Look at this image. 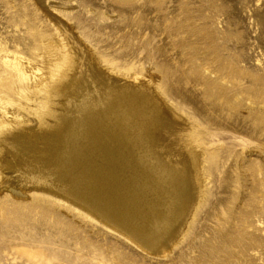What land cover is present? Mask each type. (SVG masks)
<instances>
[{"label":"rangeland","instance_id":"rangeland-1","mask_svg":"<svg viewBox=\"0 0 264 264\" xmlns=\"http://www.w3.org/2000/svg\"><path fill=\"white\" fill-rule=\"evenodd\" d=\"M45 1L0 0V106L6 97L27 104L4 89L16 86L12 59L42 76L59 34L79 70L102 81L96 90L141 91L160 122L169 117L168 138L185 140L202 195L165 256L66 205L27 206L24 196L6 206L0 197V264H264V0Z\"/></svg>","mask_w":264,"mask_h":264},{"label":"bare ground","instance_id":"bare-ground-1","mask_svg":"<svg viewBox=\"0 0 264 264\" xmlns=\"http://www.w3.org/2000/svg\"><path fill=\"white\" fill-rule=\"evenodd\" d=\"M66 48L59 34L47 43L42 76L32 75L31 62L21 57L11 61L18 78L4 89L27 104L6 97L0 106V197L4 205L24 196L27 206L66 205L165 256L190 228L203 189L199 166L182 152L185 140L168 138L169 117L160 122L149 96L105 83L96 90L102 81L81 72L79 57ZM158 122L167 140L159 171Z\"/></svg>","mask_w":264,"mask_h":264}]
</instances>
